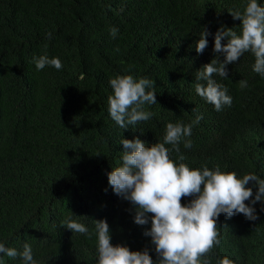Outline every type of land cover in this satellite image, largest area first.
Listing matches in <instances>:
<instances>
[{
  "label": "trees",
  "instance_id": "obj_1",
  "mask_svg": "<svg viewBox=\"0 0 264 264\" xmlns=\"http://www.w3.org/2000/svg\"><path fill=\"white\" fill-rule=\"evenodd\" d=\"M247 2L0 0V243L18 252L28 243L38 264H97L93 220L106 219L113 246L147 247L156 260L151 238L143 235L150 219L143 226L134 222L133 205L113 192L108 173L122 163V138L150 146L162 142L167 123L187 125L197 115L203 119L189 137L193 147L181 142L180 152L171 153L177 163L183 155L191 168L219 166L264 179V78L253 71L254 56L246 52L227 65V78L213 75L232 97L230 107L216 111L195 92L196 72L217 56L224 59L213 51L216 31L224 25L239 34L241 22L229 12L243 13ZM203 29L210 33L208 46L198 54ZM42 55L58 57L62 69L37 70L33 58ZM116 75L155 80L157 104L143 106L152 113L148 121L125 130L111 119L108 96ZM247 187L254 199V182ZM245 203L258 218L222 213L212 264L224 256L235 264H264V202ZM68 217L92 238L61 227ZM0 258L20 264L19 257Z\"/></svg>",
  "mask_w": 264,
  "mask_h": 264
},
{
  "label": "clouds",
  "instance_id": "obj_2",
  "mask_svg": "<svg viewBox=\"0 0 264 264\" xmlns=\"http://www.w3.org/2000/svg\"><path fill=\"white\" fill-rule=\"evenodd\" d=\"M229 14L233 20L241 22L240 33L233 27L221 25L214 35L213 51L223 54V61L217 56L196 72V94L213 105L216 111L232 104L227 88L213 79L214 74L227 78V65L250 52L255 58L253 71L264 78V6L258 0H248L243 13L230 11ZM117 33L116 27L110 29L113 38ZM47 35L51 37V33ZM208 35V30L203 29L195 42L198 54L207 48ZM225 40L227 42L222 43ZM33 61L37 70L48 65L57 70L63 67L58 57L50 59L42 55L34 57ZM238 84L241 89L248 87L246 79L238 81ZM110 86L113 93L108 96V113L120 128L126 130L130 125L151 118L152 113L145 111L143 106L157 104L155 80L116 75L110 79ZM201 119L203 116L197 115L187 125L167 123L162 142L150 146L139 138H122V163L108 173V183L116 195L131 202L137 225H147L150 219L151 227L143 235L151 238L157 259L153 260L147 247L142 251H133L127 246H113L109 225L106 219H101L93 220L97 264H212L209 256L222 239L217 224L219 216L222 213L228 217L243 214L253 221L258 218L255 208L245 201L251 200L252 205L264 202V179L255 174H246L241 178L234 171H222L219 166L215 169L206 166L191 168L184 162L183 155L178 157V163L172 158L173 150L180 152L181 142L186 149L193 147L189 137L193 126ZM166 145H171V149ZM249 181L254 182L257 188L254 199L253 189L247 187ZM185 197L192 199L183 204ZM60 226L72 233L85 234L88 239L93 235L84 224L71 217L65 218ZM0 254L11 259L19 257L20 264H38L28 243L24 244L22 252L0 243ZM0 264H3L2 258ZM216 264H235V261L224 256L217 259Z\"/></svg>",
  "mask_w": 264,
  "mask_h": 264
}]
</instances>
